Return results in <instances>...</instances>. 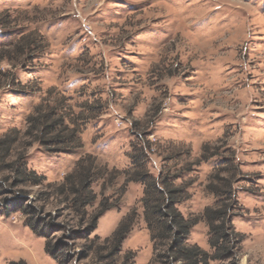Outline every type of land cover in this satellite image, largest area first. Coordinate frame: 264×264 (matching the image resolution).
<instances>
[{"label": "rangeland", "instance_id": "obj_1", "mask_svg": "<svg viewBox=\"0 0 264 264\" xmlns=\"http://www.w3.org/2000/svg\"><path fill=\"white\" fill-rule=\"evenodd\" d=\"M8 53L18 56L0 60V148L12 142L0 152V264H159L144 187L125 180L132 163L175 177L190 220L218 203L208 184L229 178L236 264H264V0H0ZM38 106L62 120L61 144L24 138ZM80 159L102 175L84 218L58 194ZM14 168L29 182L15 183ZM133 211L116 253L104 240ZM207 242L199 222L186 244L209 252Z\"/></svg>", "mask_w": 264, "mask_h": 264}, {"label": "trees", "instance_id": "obj_2", "mask_svg": "<svg viewBox=\"0 0 264 264\" xmlns=\"http://www.w3.org/2000/svg\"><path fill=\"white\" fill-rule=\"evenodd\" d=\"M18 55L3 54L0 60L11 61ZM15 57V58H13ZM55 110L42 106L36 107L33 115L28 118V127L24 138L31 139L32 143L43 144L44 138L48 135L53 137L49 140L55 144H61L66 140L61 138L60 128L63 122L54 113ZM10 141L8 146L0 148L1 154L6 157L11 151ZM2 156V157H3ZM3 157V158H4ZM86 160L80 159L74 171L64 179V185L58 189V194L64 197L69 209L76 212L81 217L86 216L85 208L90 205L94 198L90 186L102 175L93 172V164L85 167ZM15 167L13 164L9 169ZM134 171L126 173L127 182H141L143 185L142 218L148 231L153 249V263L159 264H236L239 256L241 237L235 232L232 225L234 208L236 205L235 194L231 187L229 178L219 176L214 184V179L207 186V191L211 193L218 203L215 207L206 208L202 214L195 219H185L177 210L176 205L187 200L184 187L175 186V177H170L168 173L157 178L149 176L145 166L139 167L132 163ZM144 167V168H143ZM136 168V169H135ZM17 171L15 183L25 184L29 182L27 174L14 168ZM96 178V179H95ZM34 184H37L33 182ZM99 214L90 220V227L86 230V235L96 228V221ZM137 216L133 211L126 215L117 226L111 237L105 239L110 243L117 253L123 241L132 230ZM199 222H203L208 231V247L210 251H205L196 245L186 244V238L190 229Z\"/></svg>", "mask_w": 264, "mask_h": 264}]
</instances>
